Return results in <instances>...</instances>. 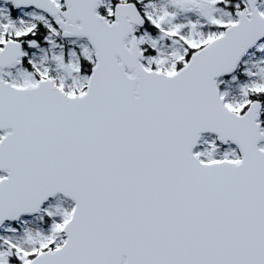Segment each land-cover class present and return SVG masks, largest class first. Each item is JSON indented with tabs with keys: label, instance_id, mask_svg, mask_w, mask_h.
I'll list each match as a JSON object with an SVG mask.
<instances>
[{
	"label": "snow or ice",
	"instance_id": "1",
	"mask_svg": "<svg viewBox=\"0 0 264 264\" xmlns=\"http://www.w3.org/2000/svg\"><path fill=\"white\" fill-rule=\"evenodd\" d=\"M0 264H264V0H0Z\"/></svg>",
	"mask_w": 264,
	"mask_h": 264
}]
</instances>
